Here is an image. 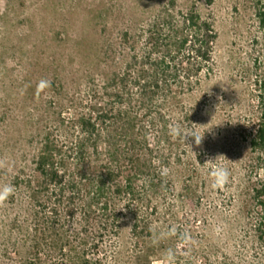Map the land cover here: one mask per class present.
<instances>
[{"label":"trees","instance_id":"trees-1","mask_svg":"<svg viewBox=\"0 0 264 264\" xmlns=\"http://www.w3.org/2000/svg\"><path fill=\"white\" fill-rule=\"evenodd\" d=\"M166 10L147 29L124 32V41L132 46L121 54L122 67L102 83L94 80L90 91L69 97L65 107L58 106L55 130L48 128L27 158L28 172L12 176L10 203L17 208L22 199L24 207L12 217L10 244L17 252L15 235L23 237L25 264H153L159 251L171 253L174 238H186L167 220L179 214L171 207L163 211L162 203L175 193L173 173L179 166L174 164L183 166L182 156L188 153L183 139L170 135L169 126L192 120L187 98L214 71L218 32L195 7ZM256 16L264 28L263 0ZM261 95L256 126L247 131L237 126L244 138L238 159L258 176L249 180L241 202L249 217L256 211L250 225L264 243L263 90ZM185 189L190 190L188 184ZM126 219L132 234L128 248L114 244ZM172 255L177 264L196 263L192 257ZM202 259L211 261L206 252Z\"/></svg>","mask_w":264,"mask_h":264},{"label":"rangeland","instance_id":"rangeland-1","mask_svg":"<svg viewBox=\"0 0 264 264\" xmlns=\"http://www.w3.org/2000/svg\"><path fill=\"white\" fill-rule=\"evenodd\" d=\"M259 2L0 0V187L22 170L28 172L27 158H32L48 128L54 129L58 106L65 107L69 97L88 92L93 83H102L112 70L122 67L121 54L132 46V41H124L125 31L134 34L147 29V23L166 9L177 13L195 7L213 21L218 32L214 71L187 98L192 120L185 123L197 133L205 132L204 140L200 147L186 140L191 148L184 143L188 152L182 156L184 164H174L179 166L173 173L175 193L162 203L166 204L163 211L171 207L179 214L167 220L175 232L187 233V239L174 238L171 261L166 251H159L152 261L177 264L174 253L181 260L192 257L195 264H232L235 258L244 260L242 264L252 260L264 264V243L256 239L250 225L256 211L249 217L241 202L249 180L258 176L248 162L238 159L244 138L237 126L251 130L262 109L264 28L256 16ZM41 81H49L50 87H42ZM190 162L195 170L188 166ZM216 166L227 167L231 173L229 184L221 190L212 187L210 169ZM21 201L16 208L9 196L0 205V264L27 262L23 237L15 235L20 242L17 252L10 244L12 217L23 210ZM130 228L131 220L123 221L115 245L130 246ZM204 252L211 261L205 263Z\"/></svg>","mask_w":264,"mask_h":264},{"label":"clouds","instance_id":"clouds-1","mask_svg":"<svg viewBox=\"0 0 264 264\" xmlns=\"http://www.w3.org/2000/svg\"><path fill=\"white\" fill-rule=\"evenodd\" d=\"M42 87H50L49 81H41ZM170 135L176 137L177 139H183L184 143L189 138L195 144V146H202L204 140V133H197L195 129L191 128L187 124H180L175 122L169 126ZM187 144V143H186ZM188 145V144H187ZM189 146V145H188ZM190 147V146H189ZM191 148V147H190ZM222 156V155H221ZM216 159V158H215ZM213 160L209 159L208 162ZM2 166V162H0ZM167 170L165 169V173ZM210 175L212 178V187L216 190L224 189L230 182L231 173L227 167L216 166L210 169ZM14 192V186L12 184H5L0 187V205H3L4 202L11 196ZM169 261H171V253H169Z\"/></svg>","mask_w":264,"mask_h":264}]
</instances>
